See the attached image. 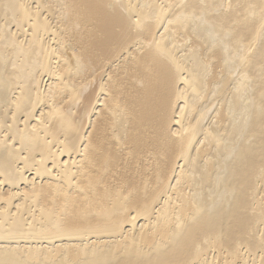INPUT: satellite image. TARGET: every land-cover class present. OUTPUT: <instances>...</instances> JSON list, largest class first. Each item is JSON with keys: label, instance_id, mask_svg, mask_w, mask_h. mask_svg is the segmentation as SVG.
I'll return each mask as SVG.
<instances>
[{"label": "bare ground", "instance_id": "6f19581e", "mask_svg": "<svg viewBox=\"0 0 264 264\" xmlns=\"http://www.w3.org/2000/svg\"><path fill=\"white\" fill-rule=\"evenodd\" d=\"M0 264H264V0H0Z\"/></svg>", "mask_w": 264, "mask_h": 264}, {"label": "rangeland", "instance_id": "374dc122", "mask_svg": "<svg viewBox=\"0 0 264 264\" xmlns=\"http://www.w3.org/2000/svg\"><path fill=\"white\" fill-rule=\"evenodd\" d=\"M30 172H33V171H30ZM30 172H29V173H27V174H30ZM31 176H32V175H31ZM21 184L23 185V184H24V182H21ZM5 188H6V187H5ZM128 227H129V226H128ZM128 227H127V228H128Z\"/></svg>", "mask_w": 264, "mask_h": 264}]
</instances>
